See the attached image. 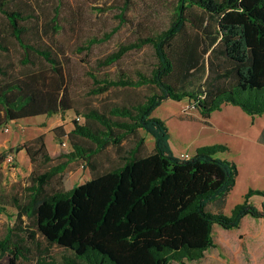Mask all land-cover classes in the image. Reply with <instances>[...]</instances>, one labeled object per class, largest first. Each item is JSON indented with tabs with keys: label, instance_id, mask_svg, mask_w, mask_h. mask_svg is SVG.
<instances>
[{
	"label": "trees",
	"instance_id": "trees-1",
	"mask_svg": "<svg viewBox=\"0 0 264 264\" xmlns=\"http://www.w3.org/2000/svg\"><path fill=\"white\" fill-rule=\"evenodd\" d=\"M130 2L124 1L121 24ZM194 7L206 15V21L189 31V10ZM0 12L9 24L8 34L0 30V127L10 120L72 109L59 48L43 40L37 27L27 26L24 21L30 16L10 8L8 0H0ZM119 27L91 39L86 48L107 41ZM52 28L54 32L60 29L58 24ZM9 35L21 49L20 63L27 67L21 74L13 72L14 64L8 60ZM145 45H151L157 57L150 73L138 69L136 77L122 73L110 78L90 72L93 86L89 92L98 95L113 87L144 85L156 90L139 103L128 101L104 111L91 108L83 123L79 116L74 119L69 131L54 128L57 137L66 136L71 144L60 153L63 160L54 170L63 171L70 162L82 160L94 171L86 181L55 191L40 207L46 241L70 252L61 264H185L218 246L215 225L236 228L245 215L264 217V207L260 210L250 201L254 193L264 194V190L252 187L230 214L225 212L239 174L235 161L217 156L229 150L226 143L202 145L182 157L171 147L166 120L153 115L167 99H187L204 117L225 104L237 105L253 118L264 114V0H178L167 28L121 44L98 64L111 65ZM140 130L154 140L147 153L142 152L145 137ZM129 136L137 139L121 155V163L96 170L94 156L109 146L121 150ZM258 140L264 144V126ZM21 149L34 167L35 183L30 189L38 190L37 171L54 159L45 134L17 144L3 156ZM8 197L0 189V213L12 205ZM12 200L16 203L17 197ZM8 242L7 236L0 238V251ZM27 252V248H17L11 262L18 256L27 258ZM36 264L58 262L42 256Z\"/></svg>",
	"mask_w": 264,
	"mask_h": 264
},
{
	"label": "rangeland",
	"instance_id": "rangeland-1",
	"mask_svg": "<svg viewBox=\"0 0 264 264\" xmlns=\"http://www.w3.org/2000/svg\"><path fill=\"white\" fill-rule=\"evenodd\" d=\"M124 1L8 0L10 8L19 9L30 16L24 21L27 26L37 27L42 31L39 35L43 40L59 48V56L68 78L66 93L73 108L51 116L10 120L0 127V189H5L12 202V205L6 206L5 213H0V238H9L8 245L0 251V264H36V260L42 256L48 260L55 259L61 264L64 255L70 254L65 248L46 241L39 222L40 207L49 200L52 193L86 181L94 171L82 160L70 162L63 171L54 170L63 160L59 157L60 153L71 148L68 138L57 137L54 128L62 126L69 131L74 126V119L79 116V122L83 123L85 113L91 108L104 111L112 105L126 104L128 101L139 103L156 90L153 85H144L139 88L113 87L98 95L89 92L93 86L90 72L110 78H117L122 73L136 77L138 69L150 73L157 63L151 45L131 50L108 66H100L98 60L117 50L121 44L167 28L174 17L178 0H131L124 14L126 20L121 24L119 14L123 11ZM189 11L192 13L187 23L189 31L205 24L206 15L200 9L194 7ZM55 24L60 27L57 32L52 28ZM117 26L120 27L110 39L95 42L86 48L91 39H100ZM0 30L5 34L9 31L7 18L1 12ZM8 38L12 42L8 60L14 64L13 72L21 74L27 69L19 61L21 49L11 35ZM196 112L197 108L187 99H167L154 110L153 115L166 120L170 130V144L174 150L180 146L190 148L197 138L203 141L201 146L212 143H226L229 146L228 151L219 152L217 156L235 161L239 168L225 208V212L230 214L250 187L264 190V146L255 138L264 126V114L245 118L243 110L232 104H225L222 110L214 111L210 121L200 120L194 115L198 114ZM140 132L145 137L142 152L147 153L153 148L154 140L144 130ZM41 133L45 134L47 147L54 159L37 171L39 188L33 190L30 188L35 183L32 179L34 167L26 151L21 149L7 157L3 155L6 150L14 149L17 144ZM136 139L135 136H129L123 141L121 150L109 146L94 156L96 170L103 171L119 165L121 155L135 144ZM185 153L191 155L190 151ZM13 196L17 197L16 203L12 200ZM250 201L262 210L264 194L254 193ZM256 218L248 215L236 228L215 225L214 237L218 246L209 248L202 259L186 261L185 264H264V226L260 225L261 221L250 226V221H256ZM17 248H27L28 257L18 256L15 263H12Z\"/></svg>",
	"mask_w": 264,
	"mask_h": 264
},
{
	"label": "crops",
	"instance_id": "crops-1",
	"mask_svg": "<svg viewBox=\"0 0 264 264\" xmlns=\"http://www.w3.org/2000/svg\"><path fill=\"white\" fill-rule=\"evenodd\" d=\"M243 115H244V117L245 118H249V117H251L249 114H247L244 110H243ZM196 113H198V114H194L196 117H198V118H200V120H203V121H210V119H212V116H213V113L214 112H212V114L210 115V117H204L199 111L198 112H196ZM259 134H260V132L259 133H257V135L255 136V138L257 137V140H258V137H259ZM39 135V134H38ZM258 142H259V140H258ZM201 143H203V141L201 140V138L199 139V138H197L196 140H195V142L190 146V148H186V147H178L176 150H174V152L176 153V154H180V153H182V152H188V151H190L191 152V154H193L194 152H195V150L198 148V147H200L201 146ZM260 143V145H262V146H264V144H262L261 142H259ZM246 216H248V215H245L244 217H243V219L242 220H244L245 219V217ZM250 216V215H249ZM252 217V216H251ZM259 221H261L260 222V225L261 226H264V218L263 217H260V218H256V221L255 220H251L250 222H251V224L252 225H250V226H255V225H257L258 224V222ZM206 253V252H205ZM203 258V257H202ZM201 258V259H202ZM199 260V259H198Z\"/></svg>",
	"mask_w": 264,
	"mask_h": 264
},
{
	"label": "built area",
	"instance_id": "built-area-1",
	"mask_svg": "<svg viewBox=\"0 0 264 264\" xmlns=\"http://www.w3.org/2000/svg\"><path fill=\"white\" fill-rule=\"evenodd\" d=\"M180 155H181L182 157H187L189 154H188V153H185V152H182V153H180Z\"/></svg>",
	"mask_w": 264,
	"mask_h": 264
}]
</instances>
